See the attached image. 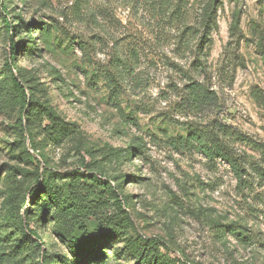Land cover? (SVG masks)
<instances>
[{
  "label": "rangeland",
  "instance_id": "374dc122",
  "mask_svg": "<svg viewBox=\"0 0 264 264\" xmlns=\"http://www.w3.org/2000/svg\"><path fill=\"white\" fill-rule=\"evenodd\" d=\"M1 1L0 264H264V0Z\"/></svg>",
  "mask_w": 264,
  "mask_h": 264
},
{
  "label": "trees",
  "instance_id": "16d2710c",
  "mask_svg": "<svg viewBox=\"0 0 264 264\" xmlns=\"http://www.w3.org/2000/svg\"><path fill=\"white\" fill-rule=\"evenodd\" d=\"M0 8L2 9L3 12H7V7L4 5V3L0 0ZM212 14V13H211ZM4 19H5V22H6V25L7 27L9 28V30H12L14 29V26H12L8 20L6 19V15L4 16ZM209 28H211V25H210V22H209V25L206 26V30H208ZM209 39V34L208 32H205V34L203 35V41L204 40H208ZM11 41H12V46H11V51H12V54H15L16 51H17V47L15 45V42L14 40L12 39V36H11ZM205 43V42H203ZM6 68L9 70V71H12L13 70V67L9 64V63H6ZM19 76L20 75V71H18ZM18 77L14 76L13 75V81L15 83V85L20 89V92L21 94L24 96V98H26V89L21 85V79H18ZM196 87L194 88V94H195V98L197 100V102H199L200 104H206L207 102H210V103H214V101H216V97L214 96V93L204 89V87H202L201 84H198V83H195ZM215 99V100H214ZM25 100V99H24ZM212 101V102H211ZM215 104V103H214ZM48 110V109H47ZM53 120V119H52ZM27 153L30 155V153L27 151ZM31 156V155H30ZM234 168H237L235 167V164L233 165ZM237 170V169H236ZM35 197V195H34ZM52 199L55 201L57 199L56 195H53L52 196ZM68 210V214L72 217V218H79L80 217V212L78 209L76 210H73L72 207H69V209H66L65 207H62V211L63 212H67ZM27 213V212H26ZM21 231L24 233L25 232V229L21 228ZM241 236V235H240Z\"/></svg>",
  "mask_w": 264,
  "mask_h": 264
}]
</instances>
